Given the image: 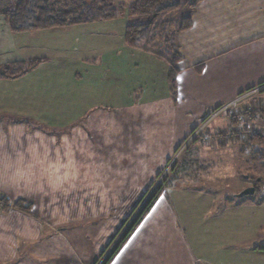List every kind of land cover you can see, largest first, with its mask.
Wrapping results in <instances>:
<instances>
[{
    "label": "crops",
    "instance_id": "1",
    "mask_svg": "<svg viewBox=\"0 0 264 264\" xmlns=\"http://www.w3.org/2000/svg\"><path fill=\"white\" fill-rule=\"evenodd\" d=\"M113 1L125 7L119 18L59 29L15 34L0 17V68L43 60L0 79V197L32 205L0 209V264H94L153 180L141 177L154 164L140 160L131 120L161 119L151 133L168 159L210 111L264 83V0L198 4L176 37V102L168 64L126 45L128 25L147 18L128 15L135 0ZM176 222L162 195L111 264H199ZM76 227L86 253L68 237ZM255 246L235 264H264Z\"/></svg>",
    "mask_w": 264,
    "mask_h": 264
},
{
    "label": "rangeland",
    "instance_id": "2",
    "mask_svg": "<svg viewBox=\"0 0 264 264\" xmlns=\"http://www.w3.org/2000/svg\"><path fill=\"white\" fill-rule=\"evenodd\" d=\"M181 18L182 14L176 13L174 17L164 14L154 20L160 23L172 19L174 24L160 38L159 45L163 44ZM221 106L203 117L168 159L164 158L167 150L162 143L165 141L158 139V131L151 133V127H156L161 119H152L142 113L131 120L132 123L128 125L137 126L140 130V160L150 161L149 168L154 164V170L149 169L147 173L148 169L145 168L141 177L151 176L153 180L145 182L144 194L124 221L129 219L126 227L123 228L124 223L121 225L113 238L122 231L115 240L112 238L113 241H110L104 254L94 264H99L115 246L138 214L142 199L146 196L141 204L160 185L164 187L163 195L173 208L177 228L193 255L200 261L199 264H235L237 255L243 251L239 249L243 246L264 245V159H255L252 149L244 150L242 143L233 141L234 138L228 134L231 127L227 114L221 113L211 118ZM246 106L254 109L252 113L257 109L264 112L262 94L245 101L242 109ZM223 137L228 140L226 146H221L219 141ZM258 148L264 149V145ZM166 180L173 187H167ZM248 187H256L259 192L239 198L237 195ZM228 201L229 206L226 204ZM226 206L234 209L226 211ZM221 208L223 211L219 213ZM81 233V227H76L74 232L70 229L68 237L75 241L81 253H86L88 244L83 241Z\"/></svg>",
    "mask_w": 264,
    "mask_h": 264
},
{
    "label": "trees",
    "instance_id": "3",
    "mask_svg": "<svg viewBox=\"0 0 264 264\" xmlns=\"http://www.w3.org/2000/svg\"><path fill=\"white\" fill-rule=\"evenodd\" d=\"M202 1L204 0H135L128 8L130 17L150 18L144 23L128 25L125 34L126 45L153 54L168 64V80L174 102L177 101V76L180 72L178 64L183 59L176 37L179 33L192 27L193 13ZM124 12L125 7L116 5L113 0H0V17L5 19L11 31L15 34L114 20L124 15ZM176 13L177 15L178 13L182 14L179 24L173 27L174 30L169 33L168 37L166 36L167 38L164 39L163 44L159 45L160 38H163V35H166L165 32L170 31L174 24L172 19L160 23H156L154 20L164 14H171L174 17ZM42 61L37 59L6 65L0 68V79L22 77L37 68ZM204 65L205 63L202 62L196 65L195 68L198 72H202ZM261 85H264V83ZM263 93L264 90L261 94ZM262 113L259 109L255 110L252 113L253 119H262ZM23 121L29 124V121ZM219 141L221 146L228 144L226 137L221 138ZM233 141L242 143L244 150L252 149L255 159H264V149L258 148L262 145L258 139L251 137L248 141H244L240 137H236ZM166 186L173 187L167 180ZM163 191L164 187L160 185L143 204L141 203L146 196L142 199L140 202L142 206L138 214L127 226L103 264L113 262L163 195ZM258 192L259 189L256 188V194ZM0 205L2 211L15 207L29 213L32 208L31 204L24 201L11 203L6 197H0ZM128 222L129 219L124 223L123 228L126 227ZM115 237L113 240H115ZM255 248L264 251V245L255 246Z\"/></svg>",
    "mask_w": 264,
    "mask_h": 264
},
{
    "label": "built area",
    "instance_id": "4",
    "mask_svg": "<svg viewBox=\"0 0 264 264\" xmlns=\"http://www.w3.org/2000/svg\"><path fill=\"white\" fill-rule=\"evenodd\" d=\"M264 90V85L249 89L241 93L236 99L230 103L221 106L217 111H215L211 118L217 117L221 113L227 114L229 118L230 132L228 133L230 137H242L251 138L254 137L258 139L264 145V130L261 129L252 118V111L254 110L251 106H246L242 109V104L245 101L261 94ZM236 125V126H235ZM1 209V205H0ZM113 249V248H112ZM111 249V250H112ZM110 250V252H111ZM109 252V253H110ZM109 253L103 257V260L99 264H103L104 260L107 258Z\"/></svg>",
    "mask_w": 264,
    "mask_h": 264
},
{
    "label": "water",
    "instance_id": "5",
    "mask_svg": "<svg viewBox=\"0 0 264 264\" xmlns=\"http://www.w3.org/2000/svg\"><path fill=\"white\" fill-rule=\"evenodd\" d=\"M260 181V179H258ZM256 192L255 187H248L245 190H243L239 195H237L239 198H243L245 196L254 195Z\"/></svg>",
    "mask_w": 264,
    "mask_h": 264
}]
</instances>
